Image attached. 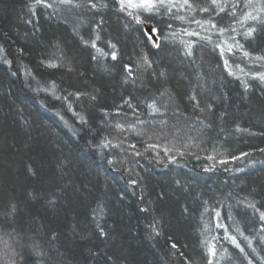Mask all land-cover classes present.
<instances>
[{"label":"trees","instance_id":"trees-1","mask_svg":"<svg viewBox=\"0 0 264 264\" xmlns=\"http://www.w3.org/2000/svg\"><path fill=\"white\" fill-rule=\"evenodd\" d=\"M71 1L0 0V264H264V88L197 30L245 0Z\"/></svg>","mask_w":264,"mask_h":264},{"label":"rangeland","instance_id":"rangeland-1","mask_svg":"<svg viewBox=\"0 0 264 264\" xmlns=\"http://www.w3.org/2000/svg\"><path fill=\"white\" fill-rule=\"evenodd\" d=\"M53 1L55 2V5H57V8L59 10H68L73 3L75 8H78V6L75 5L77 3L76 1ZM117 2L119 7L131 16H137L143 13H151L155 11H162L171 14L175 13V15L181 17L182 13L187 12L185 10L187 8L183 0H164L163 5H160L158 3V0H153V2L156 3V7L152 11H145L143 8L139 7H128V0H117ZM132 2L139 4L141 0H132ZM243 7V14L237 17L234 20V24L229 25L226 30H218L211 26L204 27V25H200V23H198L197 25L196 21L193 24L197 25V30L200 31L204 36V40L210 42L218 50L222 58L224 68L229 76L239 80L244 85H246L250 81H256L264 88V54L258 56L245 51L244 47L238 40L239 32H245L247 36L249 34L250 28L248 26L249 22L258 20V16L253 14L257 13L258 7H260V2L259 0H245ZM188 25L191 24H187L186 26H184L185 32H182L184 36H186V34H189L190 31L193 35L194 27L191 29L190 27L192 26L188 27ZM155 33L156 31L154 29L152 30L151 27V34L154 35L156 39Z\"/></svg>","mask_w":264,"mask_h":264},{"label":"snow or ice","instance_id":"snow-or-ice-1","mask_svg":"<svg viewBox=\"0 0 264 264\" xmlns=\"http://www.w3.org/2000/svg\"><path fill=\"white\" fill-rule=\"evenodd\" d=\"M187 2V0H186ZM158 3L160 5H163L164 0H158ZM128 7L132 8H143L145 11H152L156 7V3L153 2V0H141L139 4L133 3L132 0H128ZM139 22V20L137 21ZM251 33H249L250 35ZM262 219H264V214H262Z\"/></svg>","mask_w":264,"mask_h":264},{"label":"water","instance_id":"water-1","mask_svg":"<svg viewBox=\"0 0 264 264\" xmlns=\"http://www.w3.org/2000/svg\"><path fill=\"white\" fill-rule=\"evenodd\" d=\"M145 29H146L147 33L151 35L153 40H156L154 35L151 34V26L150 25H145Z\"/></svg>","mask_w":264,"mask_h":264}]
</instances>
